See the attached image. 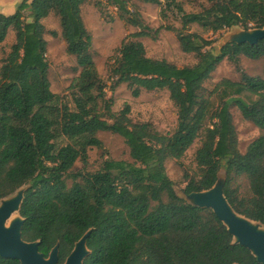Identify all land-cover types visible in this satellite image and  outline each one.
Masks as SVG:
<instances>
[{"label":"trees","instance_id":"1","mask_svg":"<svg viewBox=\"0 0 264 264\" xmlns=\"http://www.w3.org/2000/svg\"><path fill=\"white\" fill-rule=\"evenodd\" d=\"M89 1L23 0L13 15L0 13V44L10 30L16 37L0 71V201L30 186L20 209L26 220L22 238L41 241L39 251L46 258L59 244L60 264L90 230L87 247L91 255L84 264H258L248 249L233 244V237L211 210L179 198L165 162L182 159L204 131L195 155L201 177L190 181L185 192L210 190L225 166L228 202L238 214L264 226V136L240 153L230 112V105L235 104L246 121L264 131V69L263 78L244 74L239 83L223 82L227 89L258 96V101L248 104L231 99L211 116L207 129L203 128L207 109L199 101L204 83L223 61L264 59V40L256 46L230 43L212 53L204 52L213 46L212 41L183 32L195 23L215 33L234 27L262 29L264 0H210L214 5L203 13L185 14L178 40L185 53L197 56L193 67L178 68L148 58L140 42L122 44L112 69L116 83L127 84L134 97L141 90H167L178 109V126L170 136L160 135L148 124H134L129 106L118 115L108 106L101 114L100 104L107 102L105 85L82 17ZM142 1L165 2L170 7L176 0ZM112 2L128 13L123 0ZM52 13L59 18L68 54L81 68L73 92L74 111L61 107L48 79L42 21ZM125 20L141 25L137 19ZM100 132L122 137L134 164L106 161L102 171L77 174L69 186L67 178L75 164L86 163L90 149L102 148ZM62 139L67 143H60ZM234 175L247 178L250 197L240 198L231 189ZM0 264L21 263L0 257Z\"/></svg>","mask_w":264,"mask_h":264},{"label":"rangeland","instance_id":"2","mask_svg":"<svg viewBox=\"0 0 264 264\" xmlns=\"http://www.w3.org/2000/svg\"><path fill=\"white\" fill-rule=\"evenodd\" d=\"M123 1L129 14L119 11L112 0H90L82 8L85 26L93 39L94 62L102 83L105 85L104 93L107 102L100 104L101 114L105 115L108 106L113 115L120 114L129 106V118L134 124H148L160 135L170 136L178 126V109L172 102L169 92L167 90L153 92L141 90L140 95L134 97L132 89L127 84L116 83L117 78L112 74V69L120 56L119 50L125 42L142 43L146 56L153 60H165L178 68L195 66L198 63L197 56L185 53L178 40L179 32L184 30L182 19L185 14L203 13L214 4L210 0H176L169 7L165 2L152 4L142 0ZM22 2L23 0L19 2L0 0V13L6 16L11 15V10L15 13ZM24 16L27 22L31 21L28 12H25ZM125 18L137 19L141 24L140 27L133 26ZM42 23L46 29L44 38L47 42L46 59L49 64L48 79L51 91L60 97L61 107L67 106L74 111L73 92L81 68L78 67L76 58L67 52L59 18L52 13ZM245 31L247 30L241 27H234L215 33L195 23L188 25L183 32L196 34L207 41H212L213 46L206 48L204 52L218 53L226 42H230L235 35ZM140 32L147 33V36L136 38L134 35ZM15 42V32L10 30L6 40L0 44V71ZM263 69L264 59L251 60L240 57L237 62L223 61L210 79L204 83L199 93V101L207 109L203 128L211 127V116L231 99L239 98L248 104L258 101V96L247 91L227 89L223 86V82L239 83L244 74L249 77L263 78ZM230 112L236 128L238 149L244 154L253 141L264 136V131L246 121L235 104L230 105ZM98 138L103 144L102 148L90 149L88 161L75 164L67 178L69 186L72 185L73 177L77 174L86 175L102 171L106 161H123L134 164L130 150L122 137L109 132H100ZM203 140L204 131L200 133L199 138L182 159H168L165 162L166 174L174 183L175 192L180 197H184L185 188L190 181H198L201 177L195 155ZM60 141L62 144L67 143L64 139ZM219 179L222 182L227 180L225 166L219 172ZM230 187L237 191L240 198L250 197V186L245 176L234 175ZM163 200L166 202L167 198L164 197ZM16 215L13 214L9 222H12Z\"/></svg>","mask_w":264,"mask_h":264},{"label":"water","instance_id":"3","mask_svg":"<svg viewBox=\"0 0 264 264\" xmlns=\"http://www.w3.org/2000/svg\"><path fill=\"white\" fill-rule=\"evenodd\" d=\"M264 40V28L247 30L235 35L227 44H249L256 46ZM221 47V48H222ZM226 181H220L219 174L216 184L207 191L187 194L180 197L187 204L210 209L224 224L233 237V244L248 249L258 264H264V226L238 214L228 202L225 194ZM30 188L21 187L11 197L0 201V257L3 259L18 260L21 264H60L59 244H57L46 258L39 251L41 241L26 242L22 238V229L26 222L20 215L25 193ZM17 214L12 222L11 216ZM9 224V225H8ZM92 230L88 231L76 244L73 251L63 264H84L91 255L87 247V239Z\"/></svg>","mask_w":264,"mask_h":264},{"label":"crops","instance_id":"4","mask_svg":"<svg viewBox=\"0 0 264 264\" xmlns=\"http://www.w3.org/2000/svg\"><path fill=\"white\" fill-rule=\"evenodd\" d=\"M12 1H14V0H12ZM16 1H17V2H19V0H16ZM11 12L13 13V10H11ZM12 13H11V15H13V14H14V13H13V14H12ZM8 16H10V15H8Z\"/></svg>","mask_w":264,"mask_h":264}]
</instances>
